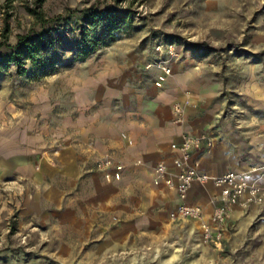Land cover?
Segmentation results:
<instances>
[{
  "label": "rangeland",
  "instance_id": "374dc122",
  "mask_svg": "<svg viewBox=\"0 0 264 264\" xmlns=\"http://www.w3.org/2000/svg\"><path fill=\"white\" fill-rule=\"evenodd\" d=\"M32 11L51 32L40 52L49 71L0 64V264H264V204L204 243L195 222L171 223L176 200L156 183L154 163L138 162L137 174L98 170L95 159L114 154L68 138L84 105L120 116L163 105L179 137L193 135L186 123L198 108L229 130L264 124V0H0V54L41 30ZM108 21L111 35L78 57L81 40ZM205 81L217 95L199 107L193 84ZM72 147L88 153L92 174H50Z\"/></svg>",
  "mask_w": 264,
  "mask_h": 264
},
{
  "label": "crops",
  "instance_id": "0c3cea01",
  "mask_svg": "<svg viewBox=\"0 0 264 264\" xmlns=\"http://www.w3.org/2000/svg\"><path fill=\"white\" fill-rule=\"evenodd\" d=\"M215 87V83L209 81L193 84V101L197 102L199 107L208 106L207 104L216 98ZM158 106L160 107L154 113L133 112L120 116L119 111L112 106L108 108L102 106L99 110L95 109L88 113L87 110L91 107L84 105L78 117L70 121L71 130L68 131V138L78 135L84 140H92L100 153L112 152L116 163H122L120 170L115 168V173L118 174H137L143 169L141 166L150 163L156 165L159 162L166 163L168 169L174 172L176 169L173 159L177 153L171 150L170 145L180 141L181 128L172 123L169 109L160 104ZM209 111L212 114L208 113ZM221 124L215 125L213 112L208 107L205 110L194 109L193 117L190 114L187 120L186 126L193 134L199 135L204 131L215 134V142L209 151L206 152L205 147L202 146L194 153V156L201 161L202 172L210 176H219L230 171L248 172L252 166L264 164V124L248 126L243 131L235 128L229 130V125ZM212 128L213 130H210ZM122 133L126 138L121 137ZM87 158L88 153L79 152L73 147L68 148L62 153L56 165L48 166V172L69 176L92 174L90 167L86 168ZM138 162H142V165L139 166ZM112 172L111 174H114V170ZM248 177L252 180L257 174H249ZM259 183L264 186V177L259 179ZM161 187L174 196L176 204L173 209H175L179 203L176 192L167 189L164 185ZM214 191L212 183H208L206 188L194 184L187 201L190 204H199L210 212L208 196ZM205 192L207 197L202 202V194ZM244 212L236 209L233 217L240 216ZM193 226H196L194 222Z\"/></svg>",
  "mask_w": 264,
  "mask_h": 264
},
{
  "label": "built area",
  "instance_id": "2783aa9c",
  "mask_svg": "<svg viewBox=\"0 0 264 264\" xmlns=\"http://www.w3.org/2000/svg\"><path fill=\"white\" fill-rule=\"evenodd\" d=\"M168 73L169 70L163 67ZM176 122L181 121V109L176 106L174 110ZM215 141L210 133L190 135L183 133L180 141L170 145L172 151L177 153L173 159L176 171L172 172L164 162L154 167V177L158 184H162L177 194L179 203L170 213L173 223L193 221L197 224L200 238L204 243H219L223 237V227L233 217L234 211H246L253 206L264 204V186L259 179L264 177V164L252 166L248 172L230 171L219 176H210L201 171V161L194 153L202 146L209 151ZM98 170L121 169L115 165L114 156L110 153L102 154L95 159ZM118 174V172L116 173ZM249 174H257L249 179ZM212 183L215 191L208 196L210 212L199 204L188 203V195L194 184L206 188Z\"/></svg>",
  "mask_w": 264,
  "mask_h": 264
},
{
  "label": "trees",
  "instance_id": "16d2710c",
  "mask_svg": "<svg viewBox=\"0 0 264 264\" xmlns=\"http://www.w3.org/2000/svg\"><path fill=\"white\" fill-rule=\"evenodd\" d=\"M30 13L35 17L37 23H41V30L36 31L33 38H29V36H19L16 44L12 46L10 52L0 54V64L13 63L16 66V73L23 74L28 69L25 66V61H27L29 71L33 76H38L46 74L49 71L47 68L48 60L40 56V52L42 51L41 47L44 48V46L47 45L51 32L45 29L46 22L41 13L34 11ZM106 18H109V16L106 15ZM86 19L91 26H94V21L96 19L91 16H88ZM98 20L100 21L101 18ZM112 26V23L108 21L99 35L97 34L93 36L89 41H87L85 36L81 40L83 44L78 48L76 55L83 58L96 51L101 44L102 38L111 35Z\"/></svg>",
  "mask_w": 264,
  "mask_h": 264
},
{
  "label": "bare ground",
  "instance_id": "6f19581e",
  "mask_svg": "<svg viewBox=\"0 0 264 264\" xmlns=\"http://www.w3.org/2000/svg\"><path fill=\"white\" fill-rule=\"evenodd\" d=\"M175 258H176V256L175 255H172L169 260H174Z\"/></svg>",
  "mask_w": 264,
  "mask_h": 264
}]
</instances>
